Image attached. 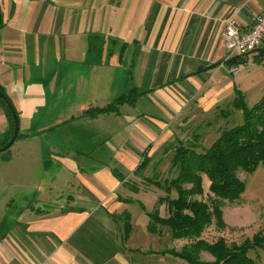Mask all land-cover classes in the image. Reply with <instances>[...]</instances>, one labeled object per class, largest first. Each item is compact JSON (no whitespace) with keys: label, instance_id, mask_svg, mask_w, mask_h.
Segmentation results:
<instances>
[{"label":"crops","instance_id":"0c3cea01","mask_svg":"<svg viewBox=\"0 0 264 264\" xmlns=\"http://www.w3.org/2000/svg\"><path fill=\"white\" fill-rule=\"evenodd\" d=\"M262 11L264 0H0V87L19 122L2 162L0 264H137L122 229L154 233L134 193L168 172L186 127L257 78L264 91V38L228 57L222 39ZM8 124L0 108V135Z\"/></svg>","mask_w":264,"mask_h":264},{"label":"trees","instance_id":"16d2710c","mask_svg":"<svg viewBox=\"0 0 264 264\" xmlns=\"http://www.w3.org/2000/svg\"><path fill=\"white\" fill-rule=\"evenodd\" d=\"M123 98L119 96L114 103L100 110L111 109ZM0 104L9 122L7 131L0 135L2 146L12 134L13 122L1 99ZM231 107L241 110L242 122L221 128L208 147H200L193 138L186 143L179 142L171 148L169 155L170 170L176 174L164 183L153 181L155 186L167 190L174 186L177 195L159 198V203H164L167 208L166 216L159 215L157 208L147 212L148 229L156 231L161 226L167 227L175 237L187 239L182 256L195 263L196 255L204 250L214 257V264H252L253 260L246 253L248 249L264 248V231L253 235L250 242L246 239L238 245H227L222 236L213 242L202 237L204 229L212 222L217 228L225 227L221 209L225 201L240 200L245 182L237 173H252L258 166L264 168V94L253 105L247 106L244 96L239 93ZM203 174L209 179L210 194L206 199H199L194 196L204 192ZM126 228H129L128 222Z\"/></svg>","mask_w":264,"mask_h":264},{"label":"rangeland","instance_id":"374dc122","mask_svg":"<svg viewBox=\"0 0 264 264\" xmlns=\"http://www.w3.org/2000/svg\"><path fill=\"white\" fill-rule=\"evenodd\" d=\"M260 75L264 76V68ZM261 83L263 82L259 81L257 78L256 85L254 87L251 86L253 92L245 94L244 100L247 106L253 105L264 94V91L259 94V85ZM248 89H250V87ZM240 94L243 95V93ZM0 108L4 110L1 104ZM230 109L231 111L228 112ZM5 117L7 118L6 114ZM242 119L243 117L240 109H232L231 106L219 108L210 119H203L202 125L197 124L186 127L181 134L179 133V138L175 140L173 146L178 145L181 141L186 143L193 138L198 142L200 147H208L219 135L221 128L230 126L234 123H240L242 122ZM207 121L211 122L207 123ZM8 149L0 151V180L4 175L5 180H7L8 177L6 172L7 168H4L7 164L6 162L2 163L8 157ZM175 174L176 173L173 170H170L169 167L168 172L165 174L154 173V178H158L154 181H162V183H164L168 179H171ZM237 175L245 182V190L239 201H225L221 207L222 218L225 222L224 228H217L215 223L212 222L204 229L202 237L208 242H213L218 237L222 236L227 245H238L246 239L250 242L253 235L264 231V168L258 166L252 173L239 171ZM202 185L204 190L203 194L195 195L194 197L206 199L210 194L208 189L209 179L206 174H203L202 176ZM3 187L4 185L0 187V196L6 197L8 188ZM168 188L169 189L167 190L155 186V188L151 190H145L140 187L133 195L137 211L140 212L141 210L147 214L148 211L157 208L159 215L166 216L168 214L167 208L164 203H159V198L166 195H169L170 197H175L177 195L174 186ZM8 207L9 209L12 208L11 205L3 204L0 210L2 209L4 212L9 211ZM129 223L132 227L130 229L127 228V230L126 228H123L122 230L123 235L128 231V246H132L133 248L132 250L129 249V252L131 253L129 256L130 262H132V259L137 258L139 259H135L137 264H214V257L204 250H201L196 255L197 257L195 260L197 263L182 256V247L188 240L175 237L172 234V231L167 227L161 226L156 231H151L154 233V235H152L153 240L151 242H145V239L143 240V233H141L142 231L138 230L140 225L135 222L133 224L131 221ZM143 242L146 243L145 246L140 247L139 244ZM246 253L253 260L252 264H264V248H250Z\"/></svg>","mask_w":264,"mask_h":264},{"label":"built area","instance_id":"2783aa9c","mask_svg":"<svg viewBox=\"0 0 264 264\" xmlns=\"http://www.w3.org/2000/svg\"><path fill=\"white\" fill-rule=\"evenodd\" d=\"M264 38V11L256 14L251 26L242 30L234 21L224 28L222 39L228 56H247L255 51Z\"/></svg>","mask_w":264,"mask_h":264},{"label":"water","instance_id":"95a60500","mask_svg":"<svg viewBox=\"0 0 264 264\" xmlns=\"http://www.w3.org/2000/svg\"><path fill=\"white\" fill-rule=\"evenodd\" d=\"M0 23H1V14H0ZM0 99L3 101V103L8 108V110L11 114V117H12V122H13V130H12V134H11L10 138L7 140V142L4 145L0 146V151H4V150L8 149L12 145L14 140L16 139L17 134H18V129H19V122H18V116L16 114V111H15L11 101L9 100L7 95L2 90H0Z\"/></svg>","mask_w":264,"mask_h":264}]
</instances>
